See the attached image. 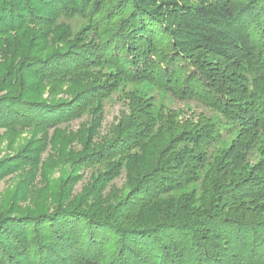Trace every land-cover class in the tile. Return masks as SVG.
<instances>
[{
    "label": "trees",
    "instance_id": "obj_1",
    "mask_svg": "<svg viewBox=\"0 0 264 264\" xmlns=\"http://www.w3.org/2000/svg\"><path fill=\"white\" fill-rule=\"evenodd\" d=\"M148 80L232 144L135 91L104 134ZM262 136L264 0H0V264H264Z\"/></svg>",
    "mask_w": 264,
    "mask_h": 264
},
{
    "label": "rangeland",
    "instance_id": "obj_2",
    "mask_svg": "<svg viewBox=\"0 0 264 264\" xmlns=\"http://www.w3.org/2000/svg\"><path fill=\"white\" fill-rule=\"evenodd\" d=\"M257 72V69H253ZM119 91H116L113 95L105 99L104 103V121L102 124V132L105 134L110 126L118 120L117 118L120 116V112L127 108V103L124 100L125 98V92H136L138 95L144 97L147 100H150L153 109L152 111L157 115L160 112L168 113H175L178 117V119H193L198 120L201 117L210 116L212 119V122L214 123V126L216 128V133H218V137L220 139V144H218L219 148H228L232 144V140L236 138L238 135L239 129L235 128L232 131H226L227 127L229 128V123H225V121L222 119V116L216 112H212L207 106L205 107L202 103H199L196 100H185L180 99L172 96L170 93H168L165 89L159 87L155 83L151 81H138L130 83L128 81H122L120 84ZM87 117L77 119V121H74L71 124V129L76 130L80 123L84 120H86ZM221 135V137H220ZM262 139V145L264 147V136L261 137ZM223 141V142H222ZM222 143V144H221ZM5 145V144H4ZM3 146H0V151L3 150ZM253 153L250 161H257L262 156H264L259 147L254 148L252 150ZM4 153L0 152V156H2ZM124 182V176L120 179H117L115 181L116 185L118 187L122 186V183ZM7 186V183H2L0 185V191H3ZM81 183L76 187L77 190L80 188Z\"/></svg>",
    "mask_w": 264,
    "mask_h": 264
}]
</instances>
